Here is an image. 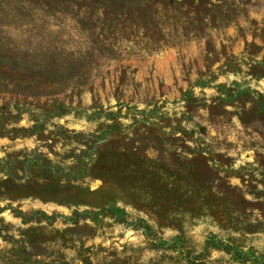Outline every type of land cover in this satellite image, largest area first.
<instances>
[{
  "label": "rangeland",
  "instance_id": "1",
  "mask_svg": "<svg viewBox=\"0 0 264 264\" xmlns=\"http://www.w3.org/2000/svg\"><path fill=\"white\" fill-rule=\"evenodd\" d=\"M0 264H264V0H0Z\"/></svg>",
  "mask_w": 264,
  "mask_h": 264
},
{
  "label": "trees",
  "instance_id": "2",
  "mask_svg": "<svg viewBox=\"0 0 264 264\" xmlns=\"http://www.w3.org/2000/svg\"><path fill=\"white\" fill-rule=\"evenodd\" d=\"M238 254H240L239 257L242 258V259H247L248 258V256L242 255L241 253H238Z\"/></svg>",
  "mask_w": 264,
  "mask_h": 264
}]
</instances>
